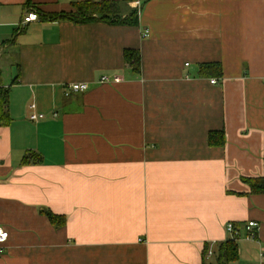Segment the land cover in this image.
Masks as SVG:
<instances>
[{"label":"crops","instance_id":"crops-1","mask_svg":"<svg viewBox=\"0 0 264 264\" xmlns=\"http://www.w3.org/2000/svg\"><path fill=\"white\" fill-rule=\"evenodd\" d=\"M1 91L0 264H264V0H0Z\"/></svg>","mask_w":264,"mask_h":264},{"label":"trees","instance_id":"trees-1","mask_svg":"<svg viewBox=\"0 0 264 264\" xmlns=\"http://www.w3.org/2000/svg\"><path fill=\"white\" fill-rule=\"evenodd\" d=\"M147 2L153 0H146ZM78 12L75 15H60V16H49L46 20L56 21V20H68L74 23H85L93 21V13L99 12L102 15L101 20H120L118 17V4L115 2H105V3H87L79 6ZM91 11H94L90 13ZM90 13V14H89ZM113 16V17H112ZM46 18V17H45ZM121 23L127 26H137L139 23V14L137 12H131L127 17L122 19ZM125 60L134 70L139 68V55L135 52L127 51L125 53ZM9 92H0V126L9 123L8 106H9ZM212 138V137H211ZM222 138V137H221ZM217 142L211 139V144ZM246 182L251 186L252 192L254 194H264V178L246 180ZM45 215L49 218L51 222L59 221V218L50 212H46ZM60 222V221H59ZM207 253V252H205ZM217 262L216 264H235L238 259V244L236 239H231L225 244L221 245L216 254Z\"/></svg>","mask_w":264,"mask_h":264},{"label":"built area","instance_id":"built-area-1","mask_svg":"<svg viewBox=\"0 0 264 264\" xmlns=\"http://www.w3.org/2000/svg\"><path fill=\"white\" fill-rule=\"evenodd\" d=\"M37 21H39L38 14L36 12H29L25 15L23 22H22V26L29 24V23L37 22ZM148 37H149V31L146 30L144 32L143 38L146 39ZM119 82H121V79L119 77L110 78L108 76H103L100 79L101 84L119 83ZM211 83L215 85L217 81L212 80ZM88 90H89V85L86 83L71 84L66 87L65 96L69 97L72 94L84 93ZM32 108H34V106ZM42 118H44L43 115L34 114L31 116V120L33 121H37L38 119H42ZM226 230L232 236L233 239L239 240L240 231L237 229V227L234 224H231V223L228 224ZM258 230H259V225L257 223H254V222L248 223V225L246 226V232H247L246 237H248L249 239H255L257 236ZM8 239H9V233L4 228L0 227V244H4L5 242L8 241ZM208 254L211 256L213 255V252L209 251ZM0 256H1V251H0ZM262 257H264V254H262Z\"/></svg>","mask_w":264,"mask_h":264},{"label":"rangeland","instance_id":"rangeland-1","mask_svg":"<svg viewBox=\"0 0 264 264\" xmlns=\"http://www.w3.org/2000/svg\"><path fill=\"white\" fill-rule=\"evenodd\" d=\"M231 236V235H230ZM216 254H217V252H216ZM216 262H217V258H216V255L211 259V261H210V263L211 264H216Z\"/></svg>","mask_w":264,"mask_h":264}]
</instances>
